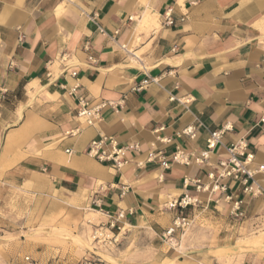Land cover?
<instances>
[{"label": "crops", "instance_id": "crops-1", "mask_svg": "<svg viewBox=\"0 0 264 264\" xmlns=\"http://www.w3.org/2000/svg\"><path fill=\"white\" fill-rule=\"evenodd\" d=\"M79 97L106 103L90 125ZM225 124L212 166L135 165L148 150L198 154ZM100 135L137 143L126 166L87 156ZM238 142L250 168L264 163V0H0V264H77L45 244V216L70 227L71 216L122 211L118 225L161 239L189 210L168 207L183 194L201 201L199 219L155 264H264V173L252 192L208 178Z\"/></svg>", "mask_w": 264, "mask_h": 264}, {"label": "built area", "instance_id": "built-area-1", "mask_svg": "<svg viewBox=\"0 0 264 264\" xmlns=\"http://www.w3.org/2000/svg\"><path fill=\"white\" fill-rule=\"evenodd\" d=\"M165 24H172L170 9L167 10L165 14ZM72 74L75 75V72ZM76 87L77 86H74L71 91H75ZM104 106H106V103L104 102L92 106L83 97H79L76 106V116L82 119L85 124L90 125L95 120L100 118V111ZM230 128L231 126L229 124H225L219 129L210 131L208 133V137L206 138L205 149L200 151L198 154L185 153L181 149H176L169 157H166L161 150H148L146 152L144 162L139 161L135 165L140 167L143 163L157 161L164 169L169 168L173 164L186 166L190 164L212 166L209 162L210 156L215 149L221 146L222 137ZM181 133L189 138L195 137V129L192 126L184 128ZM137 147V143L121 145L112 136L100 135L89 141L85 153L87 156L101 164L109 165L115 169H120L126 166L130 161L127 157V152L129 150H137ZM245 148L246 146L242 142L225 147L228 154L227 159L217 161L216 167L219 168V171L217 172L216 177L212 174H208V178L214 179L216 185H218L220 179H230L231 181L238 183L242 187L243 192H252L254 190V176L256 173H264V163L259 164L256 168H250L249 165L253 160V154L247 153ZM67 152L70 153V151ZM238 155L243 158L240 159ZM193 182L195 184V189L198 192L208 190V186L202 184L200 180L194 179ZM219 187L222 191L226 190V185H221ZM224 199L228 202L232 201L230 214L232 216L241 217V200H233L230 195H226ZM200 203L201 201L198 198L191 197L188 194H183L179 198L168 203V207L184 210L187 208H195ZM122 217L123 212L121 211L117 214L116 219ZM189 223L190 221L188 215L181 212L171 221L170 226L165 231V235L173 236L179 229L187 227ZM113 224L114 222H111L110 225L113 226ZM25 260L28 264L33 263L28 257H25Z\"/></svg>", "mask_w": 264, "mask_h": 264}, {"label": "rangeland", "instance_id": "rangeland-1", "mask_svg": "<svg viewBox=\"0 0 264 264\" xmlns=\"http://www.w3.org/2000/svg\"><path fill=\"white\" fill-rule=\"evenodd\" d=\"M193 209L182 212L188 215L190 223L187 227L179 229L173 236L165 235V230L161 239L151 233L133 231L125 224L118 225L115 221L117 215H110L106 222L100 213L89 211L80 219L71 216L70 227L67 226V216L60 226H51L52 220L45 216L43 223L47 232L43 240L45 244L59 248L62 254L69 255L77 264H155L159 261L154 258L156 252L167 247L180 251L183 234L195 228L199 219ZM111 222H114L113 226ZM30 229L36 232V229Z\"/></svg>", "mask_w": 264, "mask_h": 264}]
</instances>
